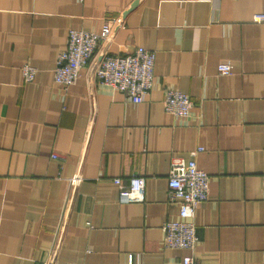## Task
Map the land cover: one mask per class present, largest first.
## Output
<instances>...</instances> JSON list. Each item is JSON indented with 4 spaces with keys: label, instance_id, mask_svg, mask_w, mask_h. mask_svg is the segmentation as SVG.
Wrapping results in <instances>:
<instances>
[{
    "label": "crops",
    "instance_id": "1",
    "mask_svg": "<svg viewBox=\"0 0 264 264\" xmlns=\"http://www.w3.org/2000/svg\"><path fill=\"white\" fill-rule=\"evenodd\" d=\"M264 0H0V264H264ZM125 14L67 88L57 58L74 28L100 31ZM156 52L142 103L101 83L104 53ZM230 62V75L218 72ZM37 68L27 82L23 66ZM189 94V117L165 110ZM210 175L193 252L163 226L176 156ZM53 154L63 160L53 158ZM81 175L73 185L70 178ZM146 178L143 202H122L114 178Z\"/></svg>",
    "mask_w": 264,
    "mask_h": 264
},
{
    "label": "built area",
    "instance_id": "2",
    "mask_svg": "<svg viewBox=\"0 0 264 264\" xmlns=\"http://www.w3.org/2000/svg\"><path fill=\"white\" fill-rule=\"evenodd\" d=\"M254 20L264 22V13L255 14ZM125 14L106 19L100 31L74 28L70 31L68 47L60 52L55 67V82L65 88L75 84L83 68L90 65L101 42H108L119 28L125 27ZM156 52L138 46L126 54L104 53L97 63L95 73L98 80L115 90L127 94L133 103H142L152 90L155 80ZM233 66L230 62H220L218 72L230 75ZM24 79H35L37 68L31 64L23 66ZM194 106L189 94L177 89H168L164 99L165 110L180 117H189ZM202 148L191 152L192 158L176 156L169 171L170 201L179 203V218L165 222L163 230L168 247L183 248L193 252L199 242L195 215L198 205L209 197L210 175L198 166L195 158ZM53 158L63 160L58 154ZM73 185L82 181L81 175L70 178ZM119 187L122 202H143L146 197V178L131 176L129 183L121 177L114 178ZM46 264H58L49 258ZM127 264H134L131 257ZM183 264H201L193 253L186 254Z\"/></svg>",
    "mask_w": 264,
    "mask_h": 264
}]
</instances>
